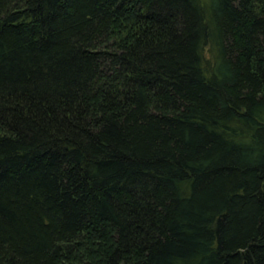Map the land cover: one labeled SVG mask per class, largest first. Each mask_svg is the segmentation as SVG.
<instances>
[{
  "label": "trees",
  "instance_id": "obj_1",
  "mask_svg": "<svg viewBox=\"0 0 264 264\" xmlns=\"http://www.w3.org/2000/svg\"><path fill=\"white\" fill-rule=\"evenodd\" d=\"M0 264H264V0H0Z\"/></svg>",
  "mask_w": 264,
  "mask_h": 264
}]
</instances>
